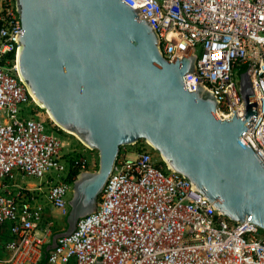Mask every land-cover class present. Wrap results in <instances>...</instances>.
<instances>
[{"label":"built area","instance_id":"2783aa9c","mask_svg":"<svg viewBox=\"0 0 264 264\" xmlns=\"http://www.w3.org/2000/svg\"><path fill=\"white\" fill-rule=\"evenodd\" d=\"M120 1L153 28L167 61L195 58L184 86L211 94L220 120L243 116L239 70L245 67L257 115L240 141L264 168V0ZM22 33L15 0H0V231L10 238L0 264L40 263L55 233L51 213L66 218L73 183L90 171L93 151L80 143V150L65 152L55 133L46 132V117L60 129L20 76ZM141 144L134 158L119 153L96 210L57 241L47 264H264L256 225L222 216ZM19 177L39 183L21 184Z\"/></svg>","mask_w":264,"mask_h":264},{"label":"water","instance_id":"95a60500","mask_svg":"<svg viewBox=\"0 0 264 264\" xmlns=\"http://www.w3.org/2000/svg\"><path fill=\"white\" fill-rule=\"evenodd\" d=\"M23 33L17 65L54 124L98 154V168L73 183L64 230L47 252L93 213L120 148L147 143L222 216L264 231V168L240 141L257 115L246 74L244 113L216 115L215 98L188 91L195 58L167 61L158 37L120 0H15Z\"/></svg>","mask_w":264,"mask_h":264},{"label":"rangeland","instance_id":"374dc122","mask_svg":"<svg viewBox=\"0 0 264 264\" xmlns=\"http://www.w3.org/2000/svg\"><path fill=\"white\" fill-rule=\"evenodd\" d=\"M197 53L199 54V48H197ZM46 115L44 114L43 115V118H45ZM47 117H46V125H45V128H46V132H49V133H55V135L60 139V141H62L63 143V151L67 152V151H71V150H80L81 149V144L79 142V140L77 139V137H75L73 134H70V133H66L62 130H60L59 134H57V131L55 128H53L51 126V124L49 122H47ZM142 141L138 142L136 145L134 146H126V147H122V151L120 152V154H122V156H125L128 155L129 158H134L135 155L137 153L140 152V150L143 148V144H141ZM88 157H89V161H90V171L89 172H93V171H96L97 168H98V154L96 151H91V152H88L87 153ZM155 159L156 160H160L158 154L155 155ZM29 183H34L36 185H38V180L35 179V178H29V179H23L21 177L18 178V182L21 183V184H24L25 182H28ZM51 219L54 223V227H55V230L57 232H60L62 230L65 229L66 227V224L65 221H63V218L60 217L58 214L56 213H51ZM264 236V235H262Z\"/></svg>","mask_w":264,"mask_h":264},{"label":"trees","instance_id":"16d2710c","mask_svg":"<svg viewBox=\"0 0 264 264\" xmlns=\"http://www.w3.org/2000/svg\"><path fill=\"white\" fill-rule=\"evenodd\" d=\"M245 72V67H241L240 68V70H239V75H242L243 73ZM60 130H57V134H59L60 132H59ZM122 151V147L120 148V152ZM78 174V172L76 171V172H71V175H73V176H75V175H77ZM53 222V221H52ZM65 224V223H64ZM7 231V230H6ZM53 231L55 232V233H57V231L55 230V227H54V223H53ZM8 232V231H7ZM260 232H261V234L262 235H264V231H262V230H260ZM54 233V234H55ZM1 235V234H0ZM2 237V236H1ZM10 238H9V236H3V238L1 239L2 240V242H6V241H8ZM48 254H49V252H47L45 249H44V252H43V257H42V260L40 261V263L39 264H47V256H48Z\"/></svg>","mask_w":264,"mask_h":264},{"label":"crops","instance_id":"0c3cea01","mask_svg":"<svg viewBox=\"0 0 264 264\" xmlns=\"http://www.w3.org/2000/svg\"><path fill=\"white\" fill-rule=\"evenodd\" d=\"M46 213L48 214V213H51V212L48 211V212H46ZM49 215H50V214H49ZM49 220H52L51 217H50ZM63 221H65V219H63ZM0 234H1V235H0V256H1V255H2V249H1V248H2L3 244L5 243V242H2L1 239L3 238V236H9V233L6 231V229H2V230L0 231ZM1 236H2V237H1Z\"/></svg>","mask_w":264,"mask_h":264},{"label":"bare ground","instance_id":"6f19581e","mask_svg":"<svg viewBox=\"0 0 264 264\" xmlns=\"http://www.w3.org/2000/svg\"><path fill=\"white\" fill-rule=\"evenodd\" d=\"M68 133V132H67Z\"/></svg>","mask_w":264,"mask_h":264},{"label":"clouds","instance_id":"9594fccd","mask_svg":"<svg viewBox=\"0 0 264 264\" xmlns=\"http://www.w3.org/2000/svg\"><path fill=\"white\" fill-rule=\"evenodd\" d=\"M61 130V129H60Z\"/></svg>","mask_w":264,"mask_h":264}]
</instances>
